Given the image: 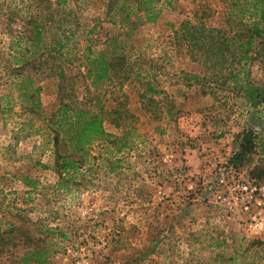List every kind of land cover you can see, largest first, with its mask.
Wrapping results in <instances>:
<instances>
[{
    "label": "rangeland",
    "instance_id": "obj_1",
    "mask_svg": "<svg viewBox=\"0 0 264 264\" xmlns=\"http://www.w3.org/2000/svg\"><path fill=\"white\" fill-rule=\"evenodd\" d=\"M114 1L0 0V264H35L30 235L49 264H264V19L256 35L249 1L160 0L94 86L88 49L123 34ZM224 36L236 52L207 55ZM82 109L117 139L66 157L47 126Z\"/></svg>",
    "mask_w": 264,
    "mask_h": 264
},
{
    "label": "trees",
    "instance_id": "obj_2",
    "mask_svg": "<svg viewBox=\"0 0 264 264\" xmlns=\"http://www.w3.org/2000/svg\"><path fill=\"white\" fill-rule=\"evenodd\" d=\"M230 2L236 3L242 0H229ZM249 1V7L252 9V16L255 14L258 15V20L254 18V25L250 28V31H253L256 35H262V26L260 25L264 19V0H246ZM160 3V0H116L110 6L111 12V21L115 25H120L123 34L113 36L108 38L102 50L98 52H93L91 49H88V56L86 58L87 68H88V77L92 79V85L96 86L98 83L114 78L116 67L119 68L120 65L126 62V56L122 54L124 49L129 42L134 38V31L143 25L144 23L155 22L159 18V11L155 8V3ZM170 3V2H169ZM256 15V16H257ZM39 25H36L35 35L39 37L41 35V30H39ZM193 32V33H191ZM202 33V27L199 25L191 26L190 22H183L180 25V30L176 32V37L179 38L181 35L183 38L193 40V46L189 47L190 52L200 53L201 44L204 40ZM124 36L125 40H120V37ZM177 40V39H176ZM179 40V39H178ZM238 48V43L235 39L223 37L222 40H219L218 44L210 45L207 55H210L216 49V54L223 55L226 52L235 53ZM240 48H242L240 46ZM122 49V50H118ZM219 49V52H217ZM18 65V64H17ZM19 67V66H18ZM17 76L21 77L22 74L19 73ZM24 80L20 87L25 88L27 92L21 93V96L27 98L32 103V108L37 109L39 106L38 98L35 96H40L41 87H35L28 91V88H32V80L29 77L23 76ZM28 87V88H27ZM67 112H64L62 115H58V118L55 121V125L47 126L49 130L50 138L54 141L55 146L58 148L61 146V140L64 139L68 141L69 144L66 145L68 156L80 155L86 157L88 155V148L95 142L104 141L109 142L110 145H113L111 139H117L114 136L108 134L104 127V120L100 117L99 114L92 113L87 110H76L71 115H67ZM66 124L67 129L62 128V124ZM67 132L70 137H63ZM63 135V136H62ZM124 138L128 141L125 134ZM124 143L121 146L116 147L117 149L131 148L133 145ZM63 147V146H61ZM242 148L243 145H242ZM60 151V150H59ZM61 157V156H60ZM237 156L236 158H238ZM67 160V158H62ZM66 165V164H65ZM64 166V163H63ZM77 164L72 162L71 164L65 166V171L68 168L76 169ZM5 234L2 224L0 222V238ZM26 252L24 255V262L31 263L35 262L36 264H49V257L54 252L50 247H46V240H43L40 246H37L36 242L32 240L31 235L27 236ZM6 244V243H5Z\"/></svg>",
    "mask_w": 264,
    "mask_h": 264
},
{
    "label": "crops",
    "instance_id": "obj_3",
    "mask_svg": "<svg viewBox=\"0 0 264 264\" xmlns=\"http://www.w3.org/2000/svg\"><path fill=\"white\" fill-rule=\"evenodd\" d=\"M0 222L2 223L1 220H0ZM27 248H28V247H27ZM0 256H1V254H0ZM256 260L258 261V263H259V262L264 263V257H262V258H259V257H258ZM55 261H57V260L55 259ZM33 263H34V262H33ZM55 263H56V262H55ZM35 264H36V263H35Z\"/></svg>",
    "mask_w": 264,
    "mask_h": 264
},
{
    "label": "built area",
    "instance_id": "obj_4",
    "mask_svg": "<svg viewBox=\"0 0 264 264\" xmlns=\"http://www.w3.org/2000/svg\"><path fill=\"white\" fill-rule=\"evenodd\" d=\"M257 190H258V188H255V191H257ZM262 190L264 191V188Z\"/></svg>",
    "mask_w": 264,
    "mask_h": 264
}]
</instances>
